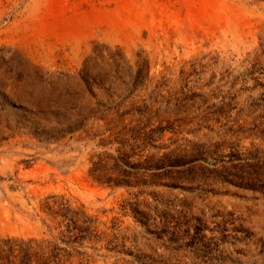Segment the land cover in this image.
<instances>
[{
	"label": "rangeland",
	"instance_id": "rangeland-1",
	"mask_svg": "<svg viewBox=\"0 0 264 264\" xmlns=\"http://www.w3.org/2000/svg\"><path fill=\"white\" fill-rule=\"evenodd\" d=\"M0 264H264V0H0Z\"/></svg>",
	"mask_w": 264,
	"mask_h": 264
}]
</instances>
